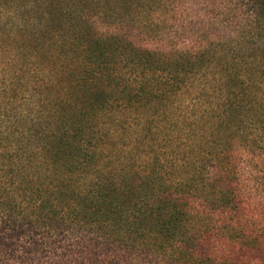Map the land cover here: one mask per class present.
Returning a JSON list of instances; mask_svg holds the SVG:
<instances>
[{
    "label": "rangeland",
    "instance_id": "374dc122",
    "mask_svg": "<svg viewBox=\"0 0 264 264\" xmlns=\"http://www.w3.org/2000/svg\"><path fill=\"white\" fill-rule=\"evenodd\" d=\"M63 128L86 152L65 169L44 155ZM221 189L236 209L212 210ZM99 190L137 231L79 215ZM139 194L186 203L184 223L206 230L194 259L130 214ZM0 264H264V19L250 3L0 0Z\"/></svg>",
    "mask_w": 264,
    "mask_h": 264
},
{
    "label": "trees",
    "instance_id": "16d2710c",
    "mask_svg": "<svg viewBox=\"0 0 264 264\" xmlns=\"http://www.w3.org/2000/svg\"><path fill=\"white\" fill-rule=\"evenodd\" d=\"M246 2L250 3L252 13L255 16L264 19V0H246ZM126 16H129V14ZM74 42H76L74 44L76 46L77 41ZM97 50V41L94 42V44L91 43L88 48L85 49L88 57L84 59L83 64L87 63L88 65H95V58H97L98 54ZM92 98H95L94 100L98 101L97 97ZM56 134L58 135H53V146L44 155L46 158L51 159L52 162L58 163L59 168L65 169L68 161H76L86 152L83 151L80 142L75 138L76 136H71L67 129L63 128L62 132L56 131ZM231 192L234 191L221 189L218 197L219 200L216 201L215 205H212L215 206L212 210H218L219 206H225L227 209H236L237 207L234 201L236 198L234 195L233 197H228ZM139 196H141L139 207H137L135 201H132V203L128 205L127 208L132 211L130 214L136 212V215H139V220H145L142 222H144L148 228L159 232L162 241L171 242L172 249L176 254L184 253L185 255H188L189 258L194 259L195 250L198 246L197 242L201 240L202 234L205 239L206 230L203 229L199 231V229L196 230L194 227H188L184 223L186 212L189 210L186 203H178L175 201V199L178 198H175V202L173 203L168 201H166L167 203H164L159 201L160 199L148 198L147 194H139L136 197ZM172 198H174V196ZM151 199L152 201L149 202ZM117 200H119V197L113 192L107 190L94 191L87 195L84 201L80 202L81 208H79V215H81L82 218H84L86 214H88L87 216L99 215L103 220L109 219L112 228H117L118 230L123 229L126 233L129 231L130 234L134 233L139 229L138 223L133 221L128 223L127 214L124 211L122 202L119 206ZM155 202H157L156 205H154ZM52 205V202L47 199L45 206L52 208ZM154 237L157 238V236ZM124 238L125 237L117 235L118 240H123ZM126 238L130 242L136 240V238L132 236H127ZM140 239L143 241L145 237L143 236ZM150 245L155 247L156 242H150Z\"/></svg>",
    "mask_w": 264,
    "mask_h": 264
}]
</instances>
